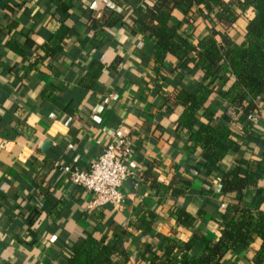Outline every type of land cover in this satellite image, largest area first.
<instances>
[{
    "label": "crops",
    "instance_id": "1",
    "mask_svg": "<svg viewBox=\"0 0 264 264\" xmlns=\"http://www.w3.org/2000/svg\"><path fill=\"white\" fill-rule=\"evenodd\" d=\"M141 1L0 0V143L11 142L0 148V264H70L72 247L89 237L105 238L129 257L105 264H151L154 255L163 264H200L205 240L219 239L233 209L221 191L223 175L239 161L255 164L257 151L243 146L219 163L203 160V147L177 123L184 108L174 100L178 87L201 82V70L179 66L173 56L160 65L152 37L133 34L128 24L102 33L90 27V17L110 9L126 20ZM184 12L177 10L175 23ZM52 17L73 28L54 58L44 50ZM182 29L195 40L207 33L203 22L192 28L183 21ZM95 63L100 74L86 87ZM227 71L224 90L234 82ZM217 99L223 98L216 92ZM121 136L133 145L126 202L91 208L92 194L55 164L87 168ZM256 195L250 188L243 198L252 203ZM261 245L254 235L250 248L228 252L222 264H257Z\"/></svg>",
    "mask_w": 264,
    "mask_h": 264
},
{
    "label": "trees",
    "instance_id": "2",
    "mask_svg": "<svg viewBox=\"0 0 264 264\" xmlns=\"http://www.w3.org/2000/svg\"><path fill=\"white\" fill-rule=\"evenodd\" d=\"M180 8L185 11L183 21L192 28L198 22L206 24L207 33L203 37L195 40L193 31L182 29L183 21L175 23ZM242 20L244 26L239 23ZM51 22L55 29L44 50L54 58L58 46L73 28L58 17H52ZM89 24L98 33L128 24L133 34L152 37L160 65L173 56L179 66L201 70V82L196 87L181 86L175 90L174 100L184 108L178 125L189 133L191 141L203 147L201 156L205 161L219 163L243 146L256 149L258 160L255 164L239 161L223 175L221 191L233 209L220 223L219 239L205 240V249L196 261L222 264L228 252L250 248L256 235L262 241L256 262L264 264V132L256 129L248 118L259 112V102L264 109V0H142L127 14L126 20L118 10L110 9L101 18L90 17ZM240 29L244 35L239 41ZM95 64V70L83 82L86 87L100 74L102 66ZM223 67L228 68V77L234 78L227 90ZM216 92L222 101L212 100ZM250 188L257 190L252 203L243 198ZM181 216L193 223L186 212ZM203 216L200 211L199 217ZM193 244L194 240L185 249ZM173 248L166 249L168 260ZM71 251L70 264H105L118 254L125 262L129 258L121 247L109 246L105 238L89 237ZM153 258L151 264H163L157 262V255Z\"/></svg>",
    "mask_w": 264,
    "mask_h": 264
},
{
    "label": "built area",
    "instance_id": "3",
    "mask_svg": "<svg viewBox=\"0 0 264 264\" xmlns=\"http://www.w3.org/2000/svg\"><path fill=\"white\" fill-rule=\"evenodd\" d=\"M259 112L248 118L254 126L263 122L261 106ZM264 128V126H263ZM264 132V129H263ZM11 144L8 140H2L0 148L7 149ZM133 152L130 137L121 136L107 144L100 155L93 159L87 168L81 169L70 165L55 164L57 171L67 175L68 180L92 194L91 208L105 207L109 205L121 206L126 202L123 185L133 172L127 165V160ZM139 182L136 183V187ZM226 207V203H222Z\"/></svg>",
    "mask_w": 264,
    "mask_h": 264
}]
</instances>
